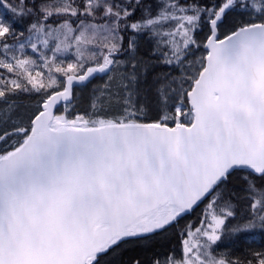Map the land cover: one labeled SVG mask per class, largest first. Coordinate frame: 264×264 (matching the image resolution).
Here are the masks:
<instances>
[{
	"label": "snow or ice",
	"instance_id": "1",
	"mask_svg": "<svg viewBox=\"0 0 264 264\" xmlns=\"http://www.w3.org/2000/svg\"><path fill=\"white\" fill-rule=\"evenodd\" d=\"M257 234L264 0H0V264H264L227 251Z\"/></svg>",
	"mask_w": 264,
	"mask_h": 264
},
{
	"label": "trees",
	"instance_id": "2",
	"mask_svg": "<svg viewBox=\"0 0 264 264\" xmlns=\"http://www.w3.org/2000/svg\"><path fill=\"white\" fill-rule=\"evenodd\" d=\"M144 3L146 4H154L155 0H144ZM85 95H87V90H85L84 92ZM24 102H27V100H25ZM261 181L257 180V184H260ZM243 186L240 185L238 186L235 191H234V203L238 209V202H241V194L244 196L246 193L241 191L240 189ZM204 209V205H200V207H197L194 210V214H190L189 216H186L179 225H182L184 223L185 220L187 219H195L196 217H198V213L199 211L201 212V210ZM179 228V226L177 227ZM174 230V228H173ZM257 238L254 237H250L242 246L241 245H237L235 247H231V252H234L235 257H239L241 259L247 257V258H251V253L253 251H264V236H261L259 234L256 235ZM174 240L170 241L171 243H175L177 244L179 239H178V230H174V236H173ZM169 242L168 243H160L158 241H153L151 242L149 245L142 247L143 249H141L140 247H136L135 245H127L126 248L123 249V251L121 252L120 258L123 254L127 253L130 258L132 257H143L148 259L149 257H151V255L153 254H157V253H163L164 251H168L170 249L169 246Z\"/></svg>",
	"mask_w": 264,
	"mask_h": 264
},
{
	"label": "rangeland",
	"instance_id": "3",
	"mask_svg": "<svg viewBox=\"0 0 264 264\" xmlns=\"http://www.w3.org/2000/svg\"><path fill=\"white\" fill-rule=\"evenodd\" d=\"M205 31H206V29H205ZM203 35V33H201V36ZM199 54V53H198ZM95 83H100V81L99 80H97V81H95ZM85 95V94H84ZM85 97H86V95H85ZM25 103H28V101L27 102H25ZM241 202H238V204H237V206H238V210L239 211H241V212H247L249 209H248V203H249V201H248V199H247V195L245 194L244 196L241 194ZM202 211L203 210H201V212L199 211V213H198V217H196L194 220L193 219H187V220H185L184 221V223L182 224V225H177L175 228H174V230H178V239H179V241H178V243L177 244H175V243H171L170 241H172V240H174V238H173V236H174V230H173V228L172 229H170L167 233H163L162 235H160V236H156V237H153V239H152V241L151 242H153V241H158V242H160V243H170L169 244V246H170V248L171 249H175V250H179V246H180V239H181V237H180V233L181 232H183V230H184V225L185 224H191V225H193V227H195V226H198V222H199V220L201 219V215H202ZM193 214H194V212H193ZM179 226V228H177ZM255 237L257 238V236L255 235ZM141 248H142V246H141ZM231 247L229 248V249H227V251H230L231 252ZM223 250V249H222ZM164 252H166V251H164Z\"/></svg>",
	"mask_w": 264,
	"mask_h": 264
},
{
	"label": "flooded vegetation",
	"instance_id": "4",
	"mask_svg": "<svg viewBox=\"0 0 264 264\" xmlns=\"http://www.w3.org/2000/svg\"><path fill=\"white\" fill-rule=\"evenodd\" d=\"M127 247V245L124 247V248H126ZM136 247H140V246H136ZM142 247H145V246H142ZM141 248V247H140ZM141 249H143V248H141ZM123 251V250H122ZM120 255H121V253L120 254H118L117 256H116V260L117 261H119L120 259H123V260H129L130 259V256L127 254V253H125V254H123L122 256H121V258H120ZM154 255V254H153ZM151 257H152V255H151ZM151 257H149L148 259H146V258H143V257H139V258H141V259H143L144 261H149L150 260V258Z\"/></svg>",
	"mask_w": 264,
	"mask_h": 264
}]
</instances>
